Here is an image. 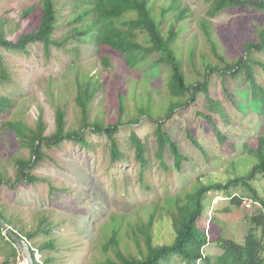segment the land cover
<instances>
[{
    "label": "trees",
    "instance_id": "1",
    "mask_svg": "<svg viewBox=\"0 0 264 264\" xmlns=\"http://www.w3.org/2000/svg\"><path fill=\"white\" fill-rule=\"evenodd\" d=\"M200 1L208 6V11L204 18L195 20L182 0H41L39 8L23 13L26 25L21 22L14 35L8 33L13 26L11 21L0 17V145L12 141L10 148L15 152L10 162L2 165L0 160V188H34L45 183L50 195L56 197L55 193L61 191L50 180L37 178L34 172L50 159L48 151L71 143L87 151L105 144L109 166L135 164L139 169V185L150 190L147 179L155 166L171 180L189 161L182 152L175 126L190 109H197V117L213 127L220 145L234 154L237 142L229 136L237 128V121L226 103L213 96L215 78L221 84L225 100L240 115L253 114L262 123L261 131L250 134L243 144L257 162L248 177L212 184H204L200 178L190 188L154 204L152 211L144 210V216L114 218L106 240L99 244L97 264H264V194L251 189V184L264 182V61L259 58L264 54V29L256 41L245 42L235 60H229L220 54L211 27V21L226 11L246 8L264 15V0ZM64 9L70 10V17H66ZM194 22L209 46L210 57L206 53L199 56L198 41L192 36ZM64 29L65 38L60 40L57 34ZM69 41L93 47L106 77L101 83L91 84L87 76L80 81V75L75 73L77 126L69 125L65 107H57L54 132L47 136L42 112L33 127L27 122L25 91L14 73L10 55L27 57L33 47L42 46L49 56L51 50H62ZM78 51L79 48L72 51L75 62ZM106 53L121 57L130 72L149 62L148 77H156L160 90L155 95L150 92L143 95L133 87L124 96L122 90L127 88V81L115 76L111 63L104 57ZM188 67L196 77L187 74ZM70 68L75 72L74 67ZM106 90L116 114L108 118L110 111L105 109L97 111L93 118L91 106ZM155 97L157 101L153 100ZM145 126L151 127V133L143 139L137 130ZM127 130L129 139L122 143L120 135ZM184 133L199 151L209 155L189 125ZM89 136H98L101 143L95 145ZM26 152L27 158L23 156ZM10 166L14 168L13 177L5 171ZM239 186L251 190L252 201L262 209L254 215L253 227L244 244L219 234L214 216L207 227L211 198L219 194L227 198L236 196L225 210L229 213L244 202L243 196L234 193ZM0 218L27 240L35 264H39L36 252L41 254L43 264H65L59 252L68 250L70 244L57 234L64 221L53 212L39 213L27 223L0 205ZM163 232H168L167 242L160 243ZM0 243L6 245L0 247L2 264L17 262L21 254L2 235L1 229ZM211 245L221 254L207 255L205 249Z\"/></svg>",
    "mask_w": 264,
    "mask_h": 264
},
{
    "label": "rangeland",
    "instance_id": "2",
    "mask_svg": "<svg viewBox=\"0 0 264 264\" xmlns=\"http://www.w3.org/2000/svg\"><path fill=\"white\" fill-rule=\"evenodd\" d=\"M170 1V0H168ZM189 8L195 20L204 18L208 6L200 0H182ZM41 0H0V17L3 21L10 20L13 25L9 30L10 35L18 31V26L26 25L23 21V13L32 8H39ZM66 17H70V10L64 9ZM193 24L190 34L196 38L199 56L206 53L210 57V49L201 30ZM212 34L216 37L218 49L222 56L229 60H235L241 52L245 42L256 41L259 32L264 29V15L249 9L226 11L211 21ZM24 29V28H22ZM66 29L59 31L57 37L64 39ZM75 48H79L78 61L75 62ZM96 50L89 45L77 46L69 41L62 50H51L47 56L42 46L32 48L30 56L10 55L14 65V73L25 91L24 99L27 100L25 110H28L27 122L33 127L40 112L43 113L49 136L54 132L55 109L65 107L67 109L68 123L76 128L74 118L75 73L87 76L89 83H101L106 73L101 65V60L96 57ZM111 63L115 76L122 82L127 81V88L122 94L127 96L131 88L135 87L143 95L147 92L155 95L160 90V84L156 77H148L150 63L145 64L134 71L126 69V63L117 55L104 54ZM264 61V54L260 55ZM211 59V58H210ZM213 61V59H211ZM70 66L74 71H70ZM187 74L196 77L188 67ZM110 84H108V87ZM95 106L92 107L93 118L97 111L109 110L108 118H112L116 111L111 108L112 100L109 98L108 90ZM211 92L215 98L223 100L237 121V128L233 130L230 139L237 144L236 152L229 154L228 149L220 145L216 138L213 127L205 120L197 117L195 110L190 109L180 118L179 125L175 126L176 135L180 141L182 152L188 157L181 172L174 174L169 180L164 174L153 169L147 181L150 190L142 188L138 182L139 169L135 164L128 162L117 168H111L108 164V150L105 144L96 147L94 151H87L80 146L64 143L59 148L48 151L50 159L43 166L35 170V176L39 179H48L57 191L56 197L50 195V188L45 183L33 187H16L14 190L0 188V205L4 206L9 214L23 218L27 223L37 214L53 212L55 217L64 221V227L57 232L70 244L68 250L59 252L60 259L65 264H97L99 261V244L106 240L107 230L114 218L121 216L134 218L137 214L144 216V210L152 211L153 205L164 201L169 195H176L184 188H190L202 178L204 184L225 183L234 178L243 179L248 177L257 162L243 148V144L249 139L250 134L261 131L262 123L253 114L244 117L230 105L222 95L221 84L215 78ZM238 99V98H237ZM157 101L156 97L153 98ZM116 103H119L115 99ZM133 105V104H132ZM143 123L140 125L142 126ZM190 126L196 138L208 152L205 156L191 141L186 138L184 129ZM139 126V127H140ZM139 127H136L139 128ZM141 138H146L151 133V127L145 126L137 130ZM130 131H124L120 135L121 142L129 139ZM95 145L101 143L98 136H89ZM13 142L8 141L0 145V160L2 165L10 162L15 152L10 146ZM25 158L28 153H24ZM7 175L13 177L14 168H6ZM252 191L264 194V182L259 180L251 184ZM64 191H67L64 193ZM251 190L239 186L234 193L243 196L244 201H252ZM217 196H223L221 194ZM212 197L207 210L213 206ZM162 205V204H161ZM229 202H220L214 206L209 213V220L214 216L216 219V230L226 239H235L244 244L253 224L252 219L262 209L259 205L253 209H246L243 204L239 208H232L226 213ZM219 212V213H218ZM159 218V217H158ZM261 230L259 235H261ZM168 232L160 234V243L167 242ZM6 247L0 243V247ZM206 254L219 255L221 251L215 246H208ZM0 252L1 248H0ZM1 254V253H0ZM21 254V253H20ZM36 260L43 264L42 256L35 253ZM4 261L1 258L0 264ZM12 264H25L22 254L17 262ZM62 264V263H61Z\"/></svg>",
    "mask_w": 264,
    "mask_h": 264
},
{
    "label": "water",
    "instance_id": "3",
    "mask_svg": "<svg viewBox=\"0 0 264 264\" xmlns=\"http://www.w3.org/2000/svg\"><path fill=\"white\" fill-rule=\"evenodd\" d=\"M0 229L2 231V235L7 237L14 246L19 250L22 254L25 264H35V259L32 255V248L27 240L23 239L19 236L13 229H11L8 225H6L2 219L0 218Z\"/></svg>",
    "mask_w": 264,
    "mask_h": 264
},
{
    "label": "built area",
    "instance_id": "4",
    "mask_svg": "<svg viewBox=\"0 0 264 264\" xmlns=\"http://www.w3.org/2000/svg\"><path fill=\"white\" fill-rule=\"evenodd\" d=\"M235 198H236V196H233L232 198H227L225 196H216L214 201H213L212 209H210L209 213L211 211H213V208H214V206H216V204H219L220 202H223V201L224 202H230ZM254 204L257 205L255 202H252V201H244L243 202V205H244V207H246V209H253ZM211 219H212V217L210 218L209 222L211 221Z\"/></svg>",
    "mask_w": 264,
    "mask_h": 264
},
{
    "label": "clouds",
    "instance_id": "5",
    "mask_svg": "<svg viewBox=\"0 0 264 264\" xmlns=\"http://www.w3.org/2000/svg\"><path fill=\"white\" fill-rule=\"evenodd\" d=\"M244 201V200H243ZM231 202V201H230ZM253 202V201H252Z\"/></svg>",
    "mask_w": 264,
    "mask_h": 264
}]
</instances>
